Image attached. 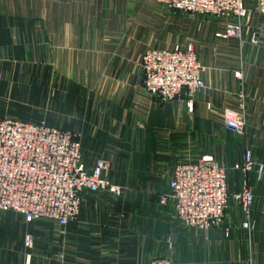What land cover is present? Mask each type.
Here are the masks:
<instances>
[{"label":"crops","instance_id":"0c3cea01","mask_svg":"<svg viewBox=\"0 0 264 264\" xmlns=\"http://www.w3.org/2000/svg\"><path fill=\"white\" fill-rule=\"evenodd\" d=\"M149 11L147 0H0V50L6 45L19 50L23 35L32 44H44L45 64L53 57L61 69L66 87L60 124L51 118L47 123L82 132L87 167L99 158L109 160V178L125 186L128 196L100 204L95 199L105 195H84L78 219L59 236L61 264H153L168 255L169 236L174 264H264V175L261 180L255 171L249 176L255 198L250 230L243 228L245 215L231 198L221 225L207 231L181 226L173 204L157 205V196L170 193L178 164L211 155L231 170L242 160L243 138L225 131L215 113L237 107L242 86L237 71L246 85L247 135L264 131V49L233 41L218 45L210 32L200 41L195 37L198 58L208 68L206 89L196 96L192 111L185 98L161 102L143 82L142 55L155 35ZM157 35H164L163 27ZM0 66L5 67L3 60ZM4 79L2 69L0 83ZM238 138L241 144L233 141ZM229 177V193L239 192L242 174L231 170ZM113 207L128 218L119 213L108 218ZM103 210L110 213L100 218ZM0 217V264H27V255L30 264H47L50 223L38 226L14 214ZM9 232L16 233L14 240ZM41 233L48 250L40 247ZM27 234L34 237L32 247L25 245Z\"/></svg>","mask_w":264,"mask_h":264},{"label":"built area","instance_id":"2783aa9c","mask_svg":"<svg viewBox=\"0 0 264 264\" xmlns=\"http://www.w3.org/2000/svg\"><path fill=\"white\" fill-rule=\"evenodd\" d=\"M151 1L174 12L234 18L227 26V36H240V23L249 12L245 0ZM258 5L264 13V0H258ZM142 68L145 88L161 102L185 98L192 111L194 99L206 89V67L192 44L149 50L142 58ZM215 113L220 114L227 130L244 135L243 108H225ZM110 167L106 158L97 159L91 169L87 167L76 132L51 126L44 120L30 122L0 117V211L20 214L28 223L47 218L59 226L60 235L65 234L68 224L78 217L86 193L124 196V187L108 176ZM235 168L242 171L245 179L241 191L232 197L245 215L243 228L250 230L255 198L248 175L255 169L261 180L264 165L254 162L248 150ZM169 186L170 193L160 194L159 201L163 207L173 204L181 226L207 231L222 223L231 195L227 170L213 156L178 164ZM167 243L168 255L161 257L159 264H169L174 259L172 238ZM33 244L34 237L27 234L26 247Z\"/></svg>","mask_w":264,"mask_h":264},{"label":"rangeland","instance_id":"374dc122","mask_svg":"<svg viewBox=\"0 0 264 264\" xmlns=\"http://www.w3.org/2000/svg\"><path fill=\"white\" fill-rule=\"evenodd\" d=\"M147 1L149 2V9H150L149 26L150 28H154L153 31L155 32V35H154V40L151 42L150 45L151 47L144 52L142 58L147 51L157 49L156 47L158 46H160L163 49H171L175 46L192 44L196 48L195 46L196 42L194 38L197 37L198 41H200L201 37L205 36L206 32L213 33V36L216 40V44L218 45L224 42L233 41L238 44L240 43L250 44L254 46L253 47L254 50H256L257 48L264 49V13H262L259 9L258 0H246L248 4L246 8L248 9L249 12L247 17L240 23L241 25L240 36L226 35L227 26L229 23L235 21L234 18L231 17L217 18L214 16L189 15L184 12H174L168 9L166 6L159 4L157 2H153L151 0H147ZM162 27L164 30V35L163 36L157 35V31H159L160 28ZM155 41L157 45H153ZM170 41H171V45L168 46V42ZM20 43L21 44L19 46V50L17 49L18 46L13 47L12 45H6L4 52L0 50V63L2 62V60L5 63V67L0 66V70L3 69L5 72V79L0 83V98H1L0 107L1 106L3 107L0 108V110H3V112H0V117H10V118L12 117L30 122L36 120H44L47 122L49 121L48 118H51L53 121H57L58 124H60L61 92L63 86L66 87V83H62L60 81L61 69L58 65L53 64L55 63V61H51V58L55 59L53 57H50L48 59V61H50L48 62L49 63L48 65L45 64L44 61L46 57L45 55L46 51L44 50L45 47L44 44H37L38 42H33L34 44H32L31 40L28 37H24L23 35L21 36ZM152 46L155 48H153ZM10 64L13 65L15 64V66H10ZM141 66H142V59H141ZM14 69L16 70V72L12 74ZM207 69L208 68L206 67V71ZM235 75L238 79L241 80V84H242L239 94V101L235 109L243 108V111L246 116V129H247L249 111H248L247 95H245V91H244L246 85L244 82H242L243 79L242 72L237 71ZM29 94L32 95V98L28 97ZM260 102L261 104L264 105V97L260 99ZM51 104L53 105V109L51 107ZM218 116L221 118L220 114ZM221 122H222V118H221ZM222 126H223V122H222ZM223 128L225 129L224 126ZM246 129L244 135H238L232 133L227 129H225V131L227 130L229 133L233 135L242 137L243 140H241V142L243 145L244 154L248 150H250L254 162H256L257 164L264 165V131H252V132L248 131V135H247ZM77 134L80 136L81 143L83 144V142H85V139H83L84 138L83 133L77 131ZM233 141L237 142L238 144H241L239 138L236 140L234 139ZM215 146L216 145L214 143V147ZM82 150H83V146H82ZM242 160L240 162H242ZM237 163L233 164L231 170L242 174L243 182H244L245 179L244 174L240 169L235 168V165ZM223 167L226 168L227 176L229 179L231 170L224 164ZM254 171L256 170L254 169ZM254 171H252L250 174H252ZM250 174L248 175V181ZM114 180L112 181L115 182L116 180L115 181ZM235 194L236 193H232V194L230 193L231 200L239 204V202L234 197H232V195ZM103 195H105L104 197L106 199H99V198L95 199L98 200L100 204H104V203L109 204V202H111L109 198H112L114 201H118V200H123L125 197H128L126 196V192L124 196L118 198H115L109 194H103ZM159 196H157L158 208L164 209L165 207L161 206L160 204ZM112 210H113L111 212L112 214L108 212V210H103L99 212L98 215L100 218H105L107 217V213L108 214L110 213L108 218H113L114 214L119 213V214H123V215H119V218H128L127 216L128 213L126 211L124 212L118 211L116 213V211H114L115 207H113ZM7 214L10 215L14 214L16 217L19 218V220L20 218L24 219V217L20 214L10 211H0V216ZM225 216H226V212L224 214V218ZM78 217L71 222L76 221ZM34 222H36L38 226L41 224H45L46 222L50 223L49 224L50 228L48 229L50 232L47 233L53 235L51 249L48 250L49 246L44 241L45 233L38 234L37 236L38 238H40V242H41L40 247L42 248L46 247L47 250L49 251L47 255V264H61L62 256L60 253V237H59L61 235H60L59 226L55 222L47 218L38 219ZM202 231H206V230H202ZM14 234L16 233L9 232V238L11 240H14L12 238ZM64 235H66V232ZM169 238L172 237L169 236ZM28 256L30 255H27V264H30L31 256L29 259ZM160 259L161 257L154 259L153 264H159ZM169 264H174V259Z\"/></svg>","mask_w":264,"mask_h":264}]
</instances>
